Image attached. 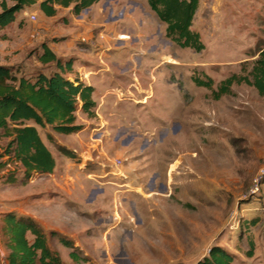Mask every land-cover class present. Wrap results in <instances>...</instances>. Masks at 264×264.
Segmentation results:
<instances>
[{
	"label": "rangeland",
	"instance_id": "rangeland-1",
	"mask_svg": "<svg viewBox=\"0 0 264 264\" xmlns=\"http://www.w3.org/2000/svg\"><path fill=\"white\" fill-rule=\"evenodd\" d=\"M107 1L102 0L100 7L105 8ZM143 3L112 0L113 7L100 9L98 20L85 10L80 17L64 8L49 18L37 4L0 29L1 63L24 70L26 76L56 69L38 61L43 44L63 62L72 59L97 71L94 62L108 41L116 47L109 60H129L146 69L141 73L142 86L149 92L144 121L157 131L141 134L133 125L137 129L109 131L102 139L120 141V147L136 141L131 148L136 155L120 167H129V193L113 199L116 188H104L105 202L116 200L122 220L113 225H96L89 219L54 221L60 232L53 231L73 236L88 254L78 248L82 260L76 262L70 256L73 250L51 236L53 231L44 230L48 244L65 264H197L214 246L232 255L233 264H264V177L253 192L254 180L264 169V97L241 80H253L254 63L264 49V0H200L193 24L205 45L200 53L167 38L166 25ZM102 22L112 23L104 33L99 28ZM133 77L116 76L114 83L131 88ZM193 77L212 79L213 88L198 87ZM229 79L235 80L230 93L217 98L215 92ZM77 116L79 124H86L85 116L80 112ZM93 130L96 137L101 135L102 130ZM40 135L60 156L65 155L57 141L73 139L51 129H41ZM95 136L88 141H95ZM8 142L0 140V154ZM81 162L76 156L59 168L77 173L75 164ZM100 162L87 164L88 172L97 171ZM17 167L10 164L0 170V264H8L9 253L2 233L4 215L30 211L28 201L19 200L27 189L5 182ZM108 227L113 229L105 233Z\"/></svg>",
	"mask_w": 264,
	"mask_h": 264
},
{
	"label": "trees",
	"instance_id": "trees-1",
	"mask_svg": "<svg viewBox=\"0 0 264 264\" xmlns=\"http://www.w3.org/2000/svg\"><path fill=\"white\" fill-rule=\"evenodd\" d=\"M100 1L0 0V29L14 24L18 14L37 4L46 17L53 18L58 13V7L72 8L73 13L80 16L84 10ZM147 4L166 25L167 38L182 49H191L197 53L205 50L200 34L193 30L200 0H147ZM38 61L43 67L50 69L54 66L56 69L51 72L41 70V73L26 76L24 70L0 63V140H9L4 152L0 154V170L10 164L19 166L7 174L5 182L8 184L16 183L21 173L23 183L28 184L34 175L51 174L54 171L55 160L43 144L38 128L51 129L57 134L69 136L86 128L78 123L79 112L89 119L97 117V103L93 99L95 89L79 77H67V74L73 72V60L63 62L47 44H43ZM254 64L251 73L253 80L249 77L241 80L257 89L264 97V49L259 52ZM193 80L200 88H213L212 79L203 81L193 77ZM234 82V79L225 81L219 91L215 92L216 97L228 95ZM49 138L52 139L51 135ZM60 151L72 159L76 157L64 147H60ZM2 233L9 252L6 258L8 264H65L60 255L50 248L43 227L31 217L14 212L5 214ZM29 235L33 237L32 241ZM51 236L57 237L61 244L73 250L70 256L75 262L82 260L71 239L55 231L51 232ZM233 262L232 255L214 246L209 256L197 264Z\"/></svg>",
	"mask_w": 264,
	"mask_h": 264
},
{
	"label": "crops",
	"instance_id": "crops-1",
	"mask_svg": "<svg viewBox=\"0 0 264 264\" xmlns=\"http://www.w3.org/2000/svg\"><path fill=\"white\" fill-rule=\"evenodd\" d=\"M101 1L85 10L87 14H93L97 20L101 17L99 12L100 9L106 12L108 8L113 7L111 6L112 0L111 2L108 0V4L105 8H101ZM146 2L147 0H144L143 4H147ZM137 8L138 7H133L134 11H136ZM69 9L72 10V8ZM82 18H84L83 15ZM99 24V28L102 29L101 33H104L106 30H109L112 23L102 22ZM105 45L106 47L100 48L99 60H95L94 62L99 66L97 71L87 68V64L77 65L76 62L73 61V72L67 74V77L70 79L79 77L86 84L92 86L95 89L93 99L97 103L96 118L89 119L80 112L81 115L86 117L87 124H84L86 128L82 132L69 135L68 137L73 138L72 141H57L59 146L74 152L77 157L82 159L81 163L75 164L79 172H74L72 174H70L71 172H62L59 165H62V163L68 164L72 159L67 156H60L57 151L49 146L47 141L42 139L43 144L55 160L56 165L54 171L51 174L34 175L33 179L35 180L29 184L23 183V175L20 174L21 176L17 177V182L10 185L27 189L25 196H21L23 198L19 200L26 199L30 211L28 212L27 210L21 209V211H18V214L33 218L47 232L53 230L59 231L53 222L56 221V223L59 224L67 218L75 220L89 219V221H92L93 224L96 223V225L119 223L122 220L119 214V209L121 207L118 206L116 200L115 202L113 201V203L112 201L105 202L103 196L106 190L104 188H116L113 199H115L118 194L124 195L129 193V190H127L129 186V183H127L129 174L127 171L129 167L127 166L125 170H122L120 167L125 166L130 156L136 155L133 149H131L136 141L130 139V141H126V143L120 147V141H102V139L105 133L109 131H127L132 128L137 129V127L141 134H154L157 131L155 127H147L144 121L145 113L147 112L145 106L149 104L148 100L147 103H144V99L148 96L149 92L142 86V81H145V79H142L141 73L142 71L146 73V69H142V64L132 65L129 60L117 62L115 60H109V54L114 52L116 47H111L108 41ZM122 45L123 44H119L117 48H121ZM109 48H111L110 51ZM1 64L13 66L6 63ZM132 73L134 75L132 79L133 87L121 88L120 86H116L114 83V78L116 76H131ZM155 93L156 91L153 94ZM30 125L34 124L30 123ZM133 125L137 127H133ZM91 129H94L93 131L102 130L101 135L96 137L93 135V132L90 131ZM38 130L40 132L41 128H38ZM93 136L96 137L95 141H88V138L92 139ZM82 138L87 141H83ZM110 155H113L114 159H109ZM107 158L112 164L108 165L104 162ZM100 160L102 162H100ZM117 160L121 161L120 166L115 163ZM96 161L100 162L98 170L92 171V173L88 172L89 170L86 165L90 162L95 165ZM107 167L111 168V171L107 170ZM92 176L95 178L94 182L90 179ZM116 179L120 181V184L115 182ZM90 196V199L95 202L90 204L92 201L90 200L87 206H85ZM112 229L113 228L110 227L106 228L105 233L110 232ZM73 239L74 237L72 236L71 240L75 243V246L83 251L85 256H88L81 242L77 239ZM48 242L50 243V240Z\"/></svg>",
	"mask_w": 264,
	"mask_h": 264
},
{
	"label": "built area",
	"instance_id": "built-area-1",
	"mask_svg": "<svg viewBox=\"0 0 264 264\" xmlns=\"http://www.w3.org/2000/svg\"><path fill=\"white\" fill-rule=\"evenodd\" d=\"M26 16H28L27 13H26ZM31 19L36 20V16L35 15H32L31 16ZM120 164H121V161L117 162V165H120ZM263 177H264V169L258 174L257 178L254 180L255 189H254L253 192H256V191L259 190L258 188H259L260 182L263 179Z\"/></svg>",
	"mask_w": 264,
	"mask_h": 264
}]
</instances>
